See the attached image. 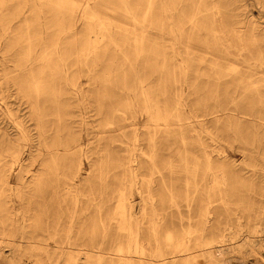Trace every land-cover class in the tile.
I'll return each mask as SVG.
<instances>
[{"label": "bare ground", "instance_id": "bare-ground-1", "mask_svg": "<svg viewBox=\"0 0 264 264\" xmlns=\"http://www.w3.org/2000/svg\"><path fill=\"white\" fill-rule=\"evenodd\" d=\"M256 1L264 12V0ZM215 2L0 0V260L20 264L24 255L32 257L23 250L28 244L39 253L35 264H72L75 257L100 264L105 256L118 257V264H155L145 257L166 264L159 243L146 251L143 225L147 221L157 238L167 215L176 210L183 221L185 207L184 236L174 241L166 233L174 242L170 264L178 257L179 264H264V215L221 221L213 214L214 202L229 195L231 181L244 170L264 176L258 150L261 164L226 161L230 131L239 140L248 122L264 126L259 31L248 21L230 35L216 4L213 17L207 13L202 21L200 14ZM118 17L131 27H120ZM210 31L235 59L212 63L208 71L194 49H211ZM111 47L115 58L105 76L92 75L104 84L90 95L97 100L99 128L85 135L82 104L68 90L75 85L69 62L75 53L79 71L96 72ZM184 84L192 90L188 95L178 90ZM102 131L117 133L105 140ZM96 136L107 141L104 148L98 142V151L89 146ZM85 159L92 172L86 173ZM111 162L123 169L115 184L108 180ZM177 165L186 175L182 188L172 181ZM260 192L263 197L264 186ZM112 228L119 235L113 237Z\"/></svg>", "mask_w": 264, "mask_h": 264}, {"label": "rangeland", "instance_id": "rangeland-1", "mask_svg": "<svg viewBox=\"0 0 264 264\" xmlns=\"http://www.w3.org/2000/svg\"><path fill=\"white\" fill-rule=\"evenodd\" d=\"M80 2L81 0H73ZM216 4L217 7L220 8L221 13L225 16V18L228 20L229 23V31L230 35L235 29V26H240L246 24L248 21L255 25L257 31H259V46L262 50H264V30L261 29L262 26H264V12H261V7H259V4H257L256 0H216L215 3H212L210 6L211 9L204 10L200 14V18L202 21L204 20V15L207 13L212 15V10H214V5ZM248 12L250 15L249 17L246 16V13ZM117 20L120 23V27H131L132 22L128 19H125L124 17H118ZM78 30L79 34H77L78 37H81L84 33V27L78 22ZM256 33V34H257ZM209 39L212 42L211 49H207L202 44H199L198 47H195L194 51L197 52V54L200 57H203L206 59V62H203V65L207 68H209L210 64L212 63H220V64H230L232 61H234L233 54H229L225 52V47L223 42H221L220 39L216 38V35L213 33V31H210L208 33ZM170 42V41H168ZM200 43V42H199ZM109 54H107L104 61L100 62V68L95 71H89L86 66L81 67L80 71L78 68L77 62H75L74 56L76 55L74 53V56L72 59H70L68 70H69V76L71 81L75 84L73 86L68 87V90L72 93L74 99L82 104L81 114L82 118L87 122V130L83 131L85 135L87 133H93L97 128L96 124V107H97V100H93L91 98V93L93 90H95L97 87H100V89H103L104 84H95L92 78L93 74H97L100 77H104L105 73L107 72V69L109 68V65L112 64L113 59L115 58V50L113 47H111L108 51ZM248 54V53H247ZM92 53L86 55L87 57L91 58ZM104 55V54H103ZM22 57V54L21 56ZM91 62L89 63V65ZM244 70H247L243 68ZM208 70V69H207ZM209 71V70H208ZM159 73H157L158 75ZM156 75V76H157ZM217 79V75L215 74L214 80ZM159 78L156 77L152 85H158ZM222 81H233L234 77L231 76H222L220 79ZM217 81V80H216ZM233 84V83H231ZM105 86L110 90L114 91V87L111 86L109 83L105 84ZM171 88V86H170ZM178 90L183 91L186 93V95L190 94L192 92L191 88H189L186 84L184 86L178 85ZM120 99H123L120 97ZM102 102V101H100ZM172 102V101H171ZM173 103V102H172ZM223 116L222 118H224ZM232 122L235 123V116H231ZM224 120V119H223ZM249 126H245V130L243 132V136L239 137V140H236V136L233 131H230L228 134V140L229 145L227 146L226 151V161L230 164H235L238 167H246L244 160H254V162H257L258 164H261L262 158L259 157V155L254 151L258 150L262 154H264V126L261 124L258 127H254L247 123ZM210 125V124H209ZM213 125V124H211ZM211 125L209 126L211 128ZM110 125L105 126L107 128ZM117 132L112 131H102L100 134L101 137H104L105 140H109V137L114 136ZM87 137V136H86ZM104 139L99 140V136H96L92 138L91 140L93 143L89 145L92 150L98 151L99 143L101 142V145L104 148ZM117 142H114L112 145L113 147H116ZM121 148H114L115 151H119ZM261 154V155H262ZM95 159V158H94ZM97 161V158L95 160V163ZM84 168L86 173L92 172V169L89 167L88 160H84ZM108 173H109V182L111 184H115L117 179L119 180L122 177L123 169L120 166H117L116 163H110L108 167H106ZM168 173V172H167ZM259 174V175H258ZM256 175H250V173H246L245 170L242 172V175H240V179L231 181L229 186V195L225 197L224 199H217L214 202V208H213V214L215 217L220 219L221 221H225L227 218H233L235 219L237 215H240L243 217V219H246L248 216L255 217L256 215H264V196L261 197V188L264 186V176L263 174L258 173ZM172 181L174 184L179 186V188H182L185 184V178L186 175L184 171L182 170V166L177 165L174 167V172L171 174ZM245 179V180H244ZM261 187V188H259ZM165 195L169 197V193H165ZM137 197V196H136ZM177 199L179 201H184V196H177ZM109 205H112L111 201H108ZM183 203V202H182ZM252 207V208H251ZM183 214L185 215V218L183 221L178 217V213L176 210L173 211L171 215H167V218L164 220V222L160 225V228L158 230V237L155 238L154 234L150 231L149 223L146 221L143 225V235L145 237V245L147 248V252H150L156 247L157 243L161 245L163 250L166 252L168 257L166 258V264H170L173 261V257H170L173 251L174 242H168L166 240V233L168 230H170L174 235V241L176 239L181 238V236H184L183 233H185L186 229L189 227V224L187 223V210L185 207L182 208ZM194 215V222H191L190 228H197V222L198 219V212L195 211L193 213ZM220 225V224H219ZM222 228L218 227L216 230H214L215 233L218 232V229ZM115 229H111V235L114 237V235H119L116 233ZM120 233V232H118ZM207 236H210V234H213L212 230L206 231ZM193 235V233H192ZM193 238V236H192ZM111 242L106 243L107 248L111 247ZM23 250L26 253H31L32 257H28L27 255H24V257H21V263L20 264H35V260L33 257H38L39 253L37 251H32L31 246L28 244L23 245ZM6 251L9 253V247H6ZM50 251L52 252V248L50 247ZM264 254V250H263ZM42 257V261H45L48 256H40ZM252 257V256H249ZM158 258L159 257H145L146 262H154L155 264H158ZM90 260H95V257L90 258ZM181 257L176 258V263L179 264L181 261ZM87 257H75V260L72 261V264H92ZM261 264L259 261L247 260L245 264ZM0 264H5V262L1 259ZM100 264H118V257H102ZM137 264V263H135Z\"/></svg>", "mask_w": 264, "mask_h": 264}]
</instances>
